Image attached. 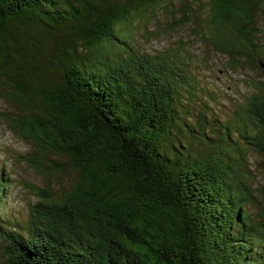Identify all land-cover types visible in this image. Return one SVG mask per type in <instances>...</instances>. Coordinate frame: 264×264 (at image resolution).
<instances>
[{
    "label": "trees",
    "instance_id": "16d2710c",
    "mask_svg": "<svg viewBox=\"0 0 264 264\" xmlns=\"http://www.w3.org/2000/svg\"><path fill=\"white\" fill-rule=\"evenodd\" d=\"M172 1L177 24L256 73L217 127L193 111L189 58L135 47ZM260 24L264 0H0V96L30 110L6 121L32 139L31 168L75 172L38 191L24 232L0 225L3 264H264Z\"/></svg>",
    "mask_w": 264,
    "mask_h": 264
},
{
    "label": "rangeland",
    "instance_id": "374dc122",
    "mask_svg": "<svg viewBox=\"0 0 264 264\" xmlns=\"http://www.w3.org/2000/svg\"><path fill=\"white\" fill-rule=\"evenodd\" d=\"M172 16H160L158 21L150 24L148 30L139 32L134 39L135 47L143 53H156L165 49H173L179 55L189 58L188 68L196 79L197 87L193 96V111H205L209 123L214 127L232 118L239 103L247 95L251 79L256 73L241 67L235 69L227 65L228 57L214 50L208 41L203 40L194 31L193 25L177 24L180 15V2H170ZM260 41L264 43V25L259 26ZM182 45L186 49L182 51ZM8 94L11 91L8 90ZM188 94L184 93L186 102ZM191 108V106H188ZM30 110L21 106L14 98L0 96V180L3 194L0 198V225L5 231L27 229L29 208L39 200L38 191L50 187L57 191L69 184L75 172L67 169L60 172L53 164L52 170L39 173L31 168L25 158L34 152L31 138L26 139L12 130L5 116L13 119L26 116ZM254 164V185L261 187L258 198L264 205V165L256 154H251ZM55 163L64 166L66 159L53 157ZM1 187V186H0ZM256 212V208H252ZM7 242L0 231V264L5 262Z\"/></svg>",
    "mask_w": 264,
    "mask_h": 264
}]
</instances>
